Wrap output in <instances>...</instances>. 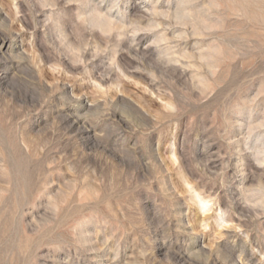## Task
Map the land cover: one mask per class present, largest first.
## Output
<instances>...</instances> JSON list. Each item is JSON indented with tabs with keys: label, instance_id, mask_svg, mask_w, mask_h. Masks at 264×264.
<instances>
[{
	"label": "rangeland",
	"instance_id": "obj_1",
	"mask_svg": "<svg viewBox=\"0 0 264 264\" xmlns=\"http://www.w3.org/2000/svg\"><path fill=\"white\" fill-rule=\"evenodd\" d=\"M257 125L264 0H0V264H264Z\"/></svg>",
	"mask_w": 264,
	"mask_h": 264
},
{
	"label": "clouds",
	"instance_id": "obj_2",
	"mask_svg": "<svg viewBox=\"0 0 264 264\" xmlns=\"http://www.w3.org/2000/svg\"><path fill=\"white\" fill-rule=\"evenodd\" d=\"M30 5L33 8L32 4H30ZM45 9H48V8H44V9H40V10H45ZM48 10H50V9H48ZM100 11H104V10H100ZM114 13H116L115 10L112 11L111 15L116 16V14H114ZM3 32L6 33L5 31H3ZM12 33H16V32H12ZM93 33H96V32H93ZM6 34H8V33H6ZM87 34L88 33L85 32V36H87ZM142 34H151V32H140V33H137L135 35V37L128 36L125 33L119 40H117L116 34L113 33V35L110 38V40L112 41L113 38H115V40H117V41L127 40L128 41V46H129V42L131 40L135 39V41H136L135 48L129 47V50L130 49H137L138 48L137 38L139 36H141ZM69 40L72 41L74 46H78L80 48V52L78 53V55L81 56L82 59L87 62L86 64H84V65H82L80 63H75L74 64L72 62V60L69 58V56H66V55L63 54L64 48L61 47V42H56L55 38L52 41L55 42L57 44V47L60 48V51H61L60 59L62 57L63 58H67L69 60V62L74 67H80V68L87 67L88 64H90L93 60L97 59L100 56V55H96V56L92 55L90 44H89V47L84 48L83 44L77 45V42L75 41V39L73 37H69ZM148 44H149V46L155 47V45H152L150 43V41L148 42ZM111 47H112V44H110L109 50L111 49ZM107 52H105V53H107ZM105 53H103V54H105ZM128 54L132 55V53L130 51H128ZM135 56L136 55H132V58L135 59ZM260 130H264V125H257L256 126V130L255 131H260ZM255 131H253V135H255ZM249 141H248V147H249ZM249 148H251V147H249ZM248 152L252 156V160H253V163H254L255 167L258 168V169H264V147H260L255 152H253V151H248ZM205 160H206V163L203 165V167H204V169H205V171L207 173V176L205 177V179H207L208 177H211V176H218V172H216L215 170L209 171V169H212V168L209 167V163L211 161V157H209L208 159H205ZM197 162H199V161H197ZM227 167H229V165H227ZM209 183H211V180H209ZM244 188L247 189V191H246V193L242 192V207L246 211H248L250 213H254V214L264 213V184L256 185V186H248L247 185V186H244ZM187 195L191 196L193 198V200H196V201H200V200L204 199V195L199 190L197 185H190L189 188H188V191H187ZM245 196L247 197L246 199L244 198ZM217 199H218V197H217ZM205 206H207V205H205ZM54 211H57V210L54 209ZM257 218H264V216L257 215ZM165 259L170 260L172 262V260L168 256ZM172 264H173V262H172Z\"/></svg>",
	"mask_w": 264,
	"mask_h": 264
}]
</instances>
